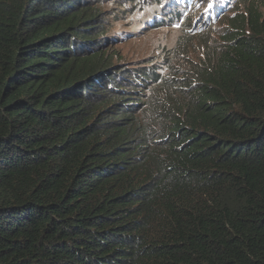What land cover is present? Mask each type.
Masks as SVG:
<instances>
[{
  "label": "trees",
  "instance_id": "1",
  "mask_svg": "<svg viewBox=\"0 0 264 264\" xmlns=\"http://www.w3.org/2000/svg\"><path fill=\"white\" fill-rule=\"evenodd\" d=\"M138 1L0 0V264H264V0L180 70L113 63Z\"/></svg>",
  "mask_w": 264,
  "mask_h": 264
},
{
  "label": "rangeland",
  "instance_id": "2",
  "mask_svg": "<svg viewBox=\"0 0 264 264\" xmlns=\"http://www.w3.org/2000/svg\"><path fill=\"white\" fill-rule=\"evenodd\" d=\"M169 1L139 0L118 10L116 17L107 14L106 37L114 39L118 35L119 38L112 44L113 63L130 67L155 59L161 64L169 63L174 70L187 69L207 59L206 46L217 47L228 27L221 18L228 13L234 17L242 6L237 0H224L230 4L227 8L220 7L218 0H189L187 4L179 0L183 4L184 18L171 27L151 29L150 14L156 11L160 14ZM116 6L118 8L119 4ZM115 7L108 6L105 10L114 12ZM260 11L264 13L263 8ZM183 37L188 38L183 40ZM168 53H171L169 61Z\"/></svg>",
  "mask_w": 264,
  "mask_h": 264
}]
</instances>
